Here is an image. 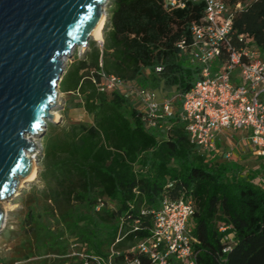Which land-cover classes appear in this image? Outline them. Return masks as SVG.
Segmentation results:
<instances>
[{
	"label": "trees",
	"instance_id": "trees-1",
	"mask_svg": "<svg viewBox=\"0 0 264 264\" xmlns=\"http://www.w3.org/2000/svg\"><path fill=\"white\" fill-rule=\"evenodd\" d=\"M162 1L110 0L102 45L89 43L62 74L59 90L79 97L91 123L45 133L41 186L20 197L15 229L5 236V243L23 239L24 245L1 250L0 264H30L31 258L32 264H83L82 255L151 264L132 249L152 237L151 212L164 197L193 202L195 264H264V159L232 171L225 159L190 142L178 117L179 98L170 117L151 125L134 95L141 88L179 96L197 79V67L175 42L190 38L204 4L166 11ZM224 2L231 44L264 54V0ZM101 74L122 86L99 91ZM68 239L80 246L68 252Z\"/></svg>",
	"mask_w": 264,
	"mask_h": 264
},
{
	"label": "built area",
	"instance_id": "built-area-1",
	"mask_svg": "<svg viewBox=\"0 0 264 264\" xmlns=\"http://www.w3.org/2000/svg\"><path fill=\"white\" fill-rule=\"evenodd\" d=\"M200 1L204 4L203 18L190 27L188 40L181 38L175 42V47L197 67L198 73L189 90L178 96L179 120L190 142L207 156L230 159L232 148L219 145L218 136L232 129L250 132L248 142L264 159V54L248 45L231 44V13L224 0H163L161 5L168 11ZM239 7L240 3L235 4V8ZM99 44L102 45V40ZM234 70L236 73L231 77ZM96 86L99 91L110 92L120 88L122 82L101 74ZM134 95L141 110L153 118L151 125L155 119L171 116L174 100L160 101L156 92L141 88ZM151 213L152 237L132 250L146 255L151 264H195L189 228L193 202L164 197L159 208ZM82 259L83 264H109L92 256L82 255ZM127 264L139 261L134 259Z\"/></svg>",
	"mask_w": 264,
	"mask_h": 264
},
{
	"label": "water",
	"instance_id": "water-1",
	"mask_svg": "<svg viewBox=\"0 0 264 264\" xmlns=\"http://www.w3.org/2000/svg\"><path fill=\"white\" fill-rule=\"evenodd\" d=\"M109 1L0 0V229L1 202L32 170L30 137L52 119L64 60L88 46Z\"/></svg>",
	"mask_w": 264,
	"mask_h": 264
},
{
	"label": "rangeland",
	"instance_id": "rangeland-1",
	"mask_svg": "<svg viewBox=\"0 0 264 264\" xmlns=\"http://www.w3.org/2000/svg\"><path fill=\"white\" fill-rule=\"evenodd\" d=\"M110 2V1H109ZM109 3L105 6V20L104 25L107 22L108 18V10H109ZM95 42L96 46H100L99 42L94 39H90L89 43ZM89 45L86 48L81 50L80 48L74 49L71 54L64 60L63 66V73L65 72L67 66L77 57L81 56L83 51H89ZM62 73V74H63ZM236 73L234 70L231 73V77ZM59 94L56 97V103L53 104L51 107L49 114L51 115L52 111L58 113L56 119L48 118L44 121L45 125L41 132L37 136L34 137L33 142L35 143L36 149L33 156V161L36 167V176L34 179L27 181L21 185V187L16 191L18 195H13L10 199L3 201L6 206L7 203L10 204L12 207H8L5 213V220L2 228L0 229V251L6 250L8 247L17 246V245H24L23 239L19 241V239H12V241H7L5 243V236L8 234L9 230L15 229V216L14 213L19 210L22 206L20 203V197L24 194L25 191H28L31 186L35 185L37 187L41 186V181L38 179L37 172L41 167V158H42V139L45 136V133L50 131L53 127L55 128L56 132L64 133L66 132L72 125L77 124H90L91 117L84 111V109L80 106L79 97L66 95L62 93L58 88ZM158 99L161 101L169 99L175 100L178 98V95L173 90H162L157 92ZM50 125H52L50 127ZM219 140L227 147L232 148V154L229 160H226L228 163V168L232 171L237 172L239 165H243V168L249 169L255 167V165L261 163L262 159L255 151V147L248 142L250 137V132L243 131V130H232L226 129L219 134ZM216 155H214V158ZM259 157V158H258ZM15 192V193H16ZM14 193V194H15ZM2 202V203H3ZM2 205V204H1ZM2 207V206H1ZM3 209V208H2ZM4 211V210H3ZM193 221L191 220L189 223V228H192ZM67 245L70 246L68 248V252H71L74 247L71 246H80L75 245L70 239L67 241ZM80 248V247H76ZM43 254V253H42ZM43 256V255H42ZM42 256L39 257L35 261H42ZM34 261V259L31 258ZM52 260H56L53 259ZM33 261H30L32 264ZM52 264H56V261H51ZM24 264V263H19Z\"/></svg>",
	"mask_w": 264,
	"mask_h": 264
},
{
	"label": "bare ground",
	"instance_id": "bare-ground-1",
	"mask_svg": "<svg viewBox=\"0 0 264 264\" xmlns=\"http://www.w3.org/2000/svg\"><path fill=\"white\" fill-rule=\"evenodd\" d=\"M105 15H106V13H105V8H102V10H101V14H100V17H99V19H98V21H97V24H96V26L94 27V29H93V31H92L91 38L94 39V40H97L98 42H100V41L102 40V29H103V27H104ZM80 49L82 50L81 47H80ZM57 93L59 94L58 89H57ZM58 94H57V95H58ZM52 114H53L52 118H53V119H56L57 116H58V113L55 112V111H52L51 115H52ZM34 137H35V136L30 137V140L33 141V140H34ZM34 153H35V151L32 152V153H28V157L31 158L32 161H33ZM35 176H36V167H35V164H34V161H33L32 170H31L30 174H29L25 179H23V180L21 181V185H22L23 183L27 182V181H30V180L34 179ZM20 187H21V186H20ZM14 195L16 196V195H18V193L16 192ZM1 204H2L1 206H2V208H3V210H4V212H5L7 209H9L8 207H12V206H10V204H8V203H7L8 206H6L4 202H3V203L1 202Z\"/></svg>",
	"mask_w": 264,
	"mask_h": 264
},
{
	"label": "crops",
	"instance_id": "crops-1",
	"mask_svg": "<svg viewBox=\"0 0 264 264\" xmlns=\"http://www.w3.org/2000/svg\"><path fill=\"white\" fill-rule=\"evenodd\" d=\"M219 138V137H218ZM219 145H221L222 147H227L225 146L220 140H219Z\"/></svg>",
	"mask_w": 264,
	"mask_h": 264
}]
</instances>
